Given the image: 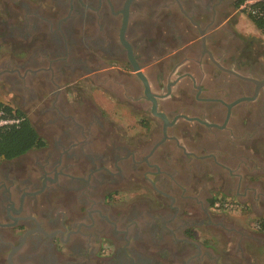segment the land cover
<instances>
[{
    "label": "flooded vegetation",
    "instance_id": "af4514ba",
    "mask_svg": "<svg viewBox=\"0 0 264 264\" xmlns=\"http://www.w3.org/2000/svg\"><path fill=\"white\" fill-rule=\"evenodd\" d=\"M242 1L0 0V104L42 143L0 160V264H252L264 35Z\"/></svg>",
    "mask_w": 264,
    "mask_h": 264
},
{
    "label": "trees",
    "instance_id": "16d2710c",
    "mask_svg": "<svg viewBox=\"0 0 264 264\" xmlns=\"http://www.w3.org/2000/svg\"><path fill=\"white\" fill-rule=\"evenodd\" d=\"M250 19L258 29L262 28L260 20L251 17ZM0 108L10 113L8 107L5 108L0 104ZM41 144L36 133L25 120L17 125L3 127L0 129V160L15 158ZM256 227L264 233V218L256 221Z\"/></svg>",
    "mask_w": 264,
    "mask_h": 264
},
{
    "label": "built area",
    "instance_id": "2783aa9c",
    "mask_svg": "<svg viewBox=\"0 0 264 264\" xmlns=\"http://www.w3.org/2000/svg\"><path fill=\"white\" fill-rule=\"evenodd\" d=\"M238 9L243 14L260 20L262 22V28L260 30L264 35V0H243ZM12 125H15V121L10 113L4 108H0V129Z\"/></svg>",
    "mask_w": 264,
    "mask_h": 264
},
{
    "label": "crops",
    "instance_id": "0c3cea01",
    "mask_svg": "<svg viewBox=\"0 0 264 264\" xmlns=\"http://www.w3.org/2000/svg\"><path fill=\"white\" fill-rule=\"evenodd\" d=\"M248 20V19H247ZM224 23V22H222ZM252 26L255 29V32L252 31V29L249 27L247 28L246 26ZM238 30L242 33H247L248 31H250L252 34L258 35L259 37V32H261L260 29H258L253 23L252 21H246V18L243 16H239L238 17V26H237ZM247 29H249L247 31ZM262 33V32H261ZM263 39V37H262ZM259 218H264V214L260 215ZM238 224H242V221L239 220L237 221ZM259 237L264 238V233H260ZM254 247V246H253ZM249 253L252 255L253 257V262L252 264H264V246H258V248H253L252 247L249 249Z\"/></svg>",
    "mask_w": 264,
    "mask_h": 264
},
{
    "label": "rangeland",
    "instance_id": "374dc122",
    "mask_svg": "<svg viewBox=\"0 0 264 264\" xmlns=\"http://www.w3.org/2000/svg\"><path fill=\"white\" fill-rule=\"evenodd\" d=\"M260 34H261V32H260ZM263 41H264V36H263Z\"/></svg>",
    "mask_w": 264,
    "mask_h": 264
}]
</instances>
